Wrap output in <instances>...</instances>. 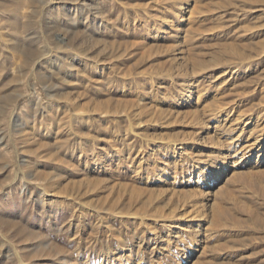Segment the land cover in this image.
<instances>
[{
	"label": "bare ground",
	"instance_id": "obj_1",
	"mask_svg": "<svg viewBox=\"0 0 264 264\" xmlns=\"http://www.w3.org/2000/svg\"><path fill=\"white\" fill-rule=\"evenodd\" d=\"M100 1L98 34L100 29L103 30V40L96 46L89 45L91 47L80 61L82 67L75 68L77 73L73 76L76 79L81 72L86 73L90 81L100 82L106 70L120 78L132 77L141 59L152 60L165 55L172 56L170 68L177 66L178 72L173 74L174 70L168 73L164 70V76L162 72L157 75L140 70L149 82L139 87L135 97L126 88V83L121 84L117 96L113 95L115 84L112 79H103L102 88L106 93L100 96L103 97L101 100L89 98L84 92L77 93L76 97L65 95L77 115H70L67 126H57V130L49 135L54 144L40 141L38 144L43 149H36L37 153L62 161V147L69 145V140L78 136L75 144L81 148L84 143L81 139L89 135V132L84 134L78 122L81 121V125L84 121L88 123L90 116L95 114L103 115L100 119L106 128H111L107 121L115 119V129L112 133L102 131L88 137L98 141L89 155L88 150H82L79 156L80 170L83 171L81 178L69 179L70 176L62 172L45 173L40 167L32 171V177L44 195L47 189H51L55 194L86 198L82 213L88 218L89 237L85 239L80 230H75V237L80 241H90L83 247L92 250L86 263L92 264L93 249L98 244L97 259L101 256L102 264H162L166 253H170L173 247L180 249L182 245V257L186 259L187 245L192 248L200 246V240L193 233L195 224L183 227L178 223L177 230L173 231L169 223L197 219L198 226L211 236L229 216L232 209L227 204L246 208L236 192L249 187L257 179L264 180V87L262 84L253 87L248 79L242 87L237 82L241 72L250 71L249 67L237 66L250 56L240 48L247 44L244 39L224 43L212 60L188 58L187 54L193 49L191 41L202 33L212 30L213 35L223 36L215 28H204V20L198 16L202 8L209 10L213 3L222 1L182 0L181 5L176 3L175 8L163 11L161 15L158 13L159 0ZM46 4L50 8L57 1L48 0ZM180 32H184L181 41L170 43L169 35ZM119 35L133 39L123 43L118 41ZM126 59L136 61L122 67ZM222 60L231 69L223 76H212L209 82L204 80V72L216 69ZM174 86L176 92L172 91ZM258 93L257 104L241 97ZM83 100L85 108L81 106ZM110 147L114 149L112 154L107 152ZM70 151V160L66 158L68 165L75 170L79 162L76 165L73 159L79 150L72 148ZM101 151L106 154L102 155ZM255 156L258 160H254ZM248 162L256 163L257 169L245 172L243 169ZM230 173L229 182L221 185V179ZM125 179L129 181L125 182ZM27 188L25 186L22 192ZM95 216L96 221H90ZM165 225L171 232L167 237L160 229ZM182 233L188 234L190 239H177ZM127 241L130 245L123 247L122 243ZM114 242L117 246H113ZM13 253L18 264H36L35 261L26 262L19 249L15 248Z\"/></svg>",
	"mask_w": 264,
	"mask_h": 264
},
{
	"label": "rangeland",
	"instance_id": "obj_2",
	"mask_svg": "<svg viewBox=\"0 0 264 264\" xmlns=\"http://www.w3.org/2000/svg\"><path fill=\"white\" fill-rule=\"evenodd\" d=\"M47 1L0 0V264H18L13 253L15 248L22 252L26 262L89 264L85 261L92 250L83 247L90 241L82 242L75 237L78 230L83 238L89 237V230L86 228L88 218L85 213L84 215L82 213L83 209L85 211L86 198L67 196L64 193L55 194L51 189H47L44 195L41 193L42 188L32 177L34 174L32 171L40 167L45 173L62 172L70 176L69 179L81 178L83 171L80 170L79 156L86 150L89 151L87 153L89 155L98 141L88 137L99 135L102 131L112 133L116 122L115 119L108 120L111 128H106L105 122L100 119L103 116L101 114L90 116L88 123L84 121L83 125L79 121L78 125L85 132L84 134L89 132V135H84L83 139L80 138L84 140L81 148L75 144L79 139L78 136L71 139L72 141L69 140V145L62 147L63 155L60 156L62 161L51 159L44 153H37L36 149H43L38 144L40 141H50L54 144L49 135L57 130V126H67L70 115H77L65 95L72 94L76 97L77 93L84 92L89 98L97 99L98 97L101 100L103 97L100 96L106 93L102 88L103 79L104 81L112 79L115 84L113 95L117 96L118 89L126 83V88L131 90L135 97L139 87L149 82L141 71L153 72L157 75L162 72L164 76L165 71L168 73L169 70H174L173 74L178 72L175 69L177 66L170 68L173 65L172 56L165 55L152 60L141 59L134 69V76H129V79L120 78L111 70L105 71V76L100 82L94 79L90 81L86 73L84 75L81 72L77 74L78 79H76L73 76L77 73L75 68L81 66L80 61L84 59L88 48L98 45L99 41L103 40L101 36L103 30L100 29L98 34V24L101 22L99 14L101 1L87 0L84 3L82 0H56L57 4L50 8L46 4ZM219 1L222 2L213 3L209 10L205 8L207 11L202 8L198 16L204 20V28H215L217 32H222L223 36L213 35L212 30H209L210 33L207 31L196 37L195 41H191L193 44L191 53L187 54L189 60L191 58L192 60L194 58L196 60L211 58L212 60V56L223 47L224 43L233 39L242 41L244 39L247 44L240 48H244L250 56L246 61L238 62L237 66L249 67L250 71L241 72L237 82L242 87L248 79L253 87L259 84L264 87V0ZM205 2L210 0H203V3ZM158 3L160 10L158 13L161 15L163 11L168 12L169 9L175 8L176 3L181 5L182 0H159ZM82 6L83 9L80 8ZM183 35L184 32L173 33L169 35V42L179 43ZM120 36L117 39L123 43L133 39L127 36L123 39ZM90 44L93 45L89 46ZM132 60L129 62V59H126L122 67L136 61ZM230 69L228 63L222 60L216 69L204 72L202 78L209 82L212 76H223V73ZM175 88V86L172 87L173 92H176ZM115 91L116 94H114ZM241 97L246 98L249 103L259 102V93L255 96L242 95ZM85 100L81 101V106L84 108ZM103 143L106 144L104 141ZM72 148L79 150L73 162L76 165L79 162L77 169L80 171L68 165ZM103 151H101L102 155H105L106 152L104 154ZM113 151L112 147L107 150L110 154ZM254 160H258L257 156ZM229 166L233 167L231 163ZM256 169V163L248 162L243 170L249 172ZM230 176L231 173L225 174L220 184L228 183ZM127 181L129 180L125 179V182ZM24 184L28 188L22 192L25 189ZM236 194L246 208H241V205L235 207L227 204L232 210L227 219H223L224 224L220 227L221 229L213 232L211 236L198 226L197 219L193 222L181 219L176 221L177 224L169 223L173 231L177 230L178 223L183 227L195 224L194 232H192L200 240V246L192 248L187 245L186 259L182 257L183 245L180 249L173 247L170 253L165 254L166 258L162 264H264V180L257 179L255 183L249 187H243ZM251 206H254V209ZM93 220L96 221V216L91 217L90 221ZM160 229L165 237L171 234L166 225ZM187 235L179 234L177 239L189 240L190 237ZM206 235L209 240L206 239ZM136 243L133 240V244L137 245ZM122 244L126 248L130 245L128 241ZM113 246H117L116 242ZM93 250L95 252L93 251L91 263L102 264L103 258L99 256L97 259L99 244Z\"/></svg>",
	"mask_w": 264,
	"mask_h": 264
}]
</instances>
